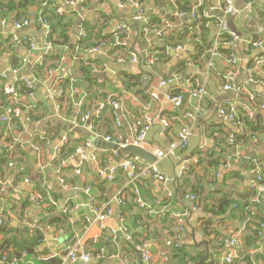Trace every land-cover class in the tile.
Listing matches in <instances>:
<instances>
[{"label": "crops", "instance_id": "0c3cea01", "mask_svg": "<svg viewBox=\"0 0 264 264\" xmlns=\"http://www.w3.org/2000/svg\"><path fill=\"white\" fill-rule=\"evenodd\" d=\"M52 1L56 14L63 18L68 38H61L62 33L58 30L54 34L58 45L49 50L46 48L44 28L39 23H34L35 18L40 17L47 9L46 3L42 7L34 5L27 10L26 18L30 24L25 29H14L15 19L12 13L0 18V73L7 74L6 80L0 79L4 81L1 82L3 88L0 86V95L2 91L6 94V89L10 86L15 89L17 83L24 86L23 81H28L31 84L30 89L24 86L27 92L16 90L17 100L23 111L22 117L6 123L0 122V217L10 215L11 226L20 230L24 239L33 240L36 229L42 232V240L37 242L33 253L27 250L19 253L10 250V253L14 252L10 255L0 251V264H51L54 261L58 263L53 264H60L65 243L74 236L78 237L92 255L94 251L95 255L102 251L109 255L106 260L95 259L96 264H143L139 254H133L128 249L133 233L143 235L139 244L143 241L150 243L152 259L148 264H181L172 258L176 248L186 255L184 264H227L225 259L229 253L239 256V260L235 259L230 264H246L244 257H248L251 264H264V224L260 223L264 221V202L260 199L256 204L254 199L253 202L248 199V195L253 196L254 193L250 189V181L255 174L252 169L256 164L260 165L264 184V130L251 133L245 123V120H253L264 125V111L257 109L261 102L259 96L264 95V61L261 49L245 47L240 41L225 44V41L230 40L229 33L235 34L239 40L264 35V0L263 3L255 0L250 5L234 0V7L242 12L230 20L226 18L224 37L218 33L219 26L215 18L217 14L207 20L211 27L205 33L198 25L201 19H205L200 9L206 3H212L211 0H203L201 4L199 0H138L145 13L144 18L134 16L132 6L123 0H87L74 9L65 0ZM220 6L216 4L215 7ZM245 7H250V13L246 12L247 9L243 11ZM194 8L199 16L197 23L188 17ZM180 13H185V17ZM97 22L99 33L94 35L92 41L99 42L94 46L102 44V38L121 29L119 46L126 50L118 52L123 57L116 59V62L109 61L106 50L103 54L88 57V61L92 62L88 63L94 66L90 70L99 78V83L112 90L109 95L113 93L118 98L116 110L119 125L114 119L110 134H107L109 130L104 125L105 122H100L96 129H93L90 122L106 100L93 102L90 112H87L88 120L84 119L83 124H79L75 119L80 106L75 104V100L78 99V103H81L83 98L77 92H69L64 88V81L73 70H77L76 66L85 50L73 56L68 45H65L76 44L81 34L85 33V23L95 26ZM103 24L105 25L100 31ZM144 26L156 28L158 32L142 36ZM13 36H17L18 40L15 41ZM188 46L191 48L187 54ZM59 53H62L59 61L52 58ZM139 54L145 55V59H140L142 66L138 64ZM152 54H159L160 58H157L156 63V59L153 60V64L149 66L146 60ZM125 56L129 59L124 60ZM133 57L137 59L136 63L130 62ZM230 57L237 59V65L228 64ZM92 58L97 62L91 61ZM17 63L19 66L14 68L13 65ZM110 65H121L122 69H111L110 76L103 75L110 70ZM104 67L107 70L102 73ZM3 68L4 71H1ZM13 69L18 71L15 75L11 73ZM247 70L254 77L252 82L248 80ZM122 72L136 77L142 74L139 76L141 86L135 90H126ZM227 80H232L233 88L242 89L238 97L233 90H224ZM197 87L202 88L205 94L193 98L191 92ZM136 91L141 95L136 94ZM176 96L183 98L181 106L172 103L171 99ZM69 98L73 99L72 102ZM60 101L66 102L61 105ZM9 103L13 104L12 99H9ZM228 104L237 108V123H230L219 114L220 109ZM67 105L72 106L69 116L66 114ZM247 109L254 110L251 119L245 114ZM74 112L75 119L71 120ZM33 116L39 119L35 121ZM145 118L149 120L150 126L141 147L154 155L178 142L177 133L182 128H186L190 134L187 148L176 149L173 155L158 161V168L165 180L153 177L138 179L137 187L141 198L160 213L155 218L134 206L133 213L139 214L140 219L133 228V223L129 225L131 214L121 210L123 206L114 205L113 213L108 219L115 220L119 228V217L124 215L126 226H130H127L129 239L120 234L118 229L115 231L113 226L104 225L103 222V230L99 223L83 225L84 219L90 215L87 205L89 198L84 189H90L96 208L100 210L105 209V205L113 198L125 195L127 180L121 177L120 172H117L112 180L116 181L112 184L106 177H99V172H107L118 166L120 151L108 149L107 145L111 144L119 149L130 145L144 129ZM163 120L167 122V126L163 125ZM53 123L61 126L54 141L59 139L65 127V139L68 131H74L73 137L83 144L67 162V170L70 171L62 174L51 164L57 152L56 147L54 154L50 156L49 147L54 141L47 147L35 143L38 138L41 140L45 137V129ZM51 128L55 129L54 126ZM58 130H54L53 134ZM244 136L246 141L239 142L238 138L243 139ZM107 137L110 141H106ZM60 141L57 146L61 144ZM199 151H217L223 158L216 168L207 167L206 158L202 160V165L196 167L195 172H187L189 167L198 163ZM6 156L12 159L6 161ZM40 173H43V179L49 177V182L45 184L48 194L60 193L59 188L77 191L74 197H66L61 193L59 200L52 202L61 213H65L63 209L68 212L72 234L67 227H44L40 224L47 208V204H40V195L34 190L33 180ZM181 176L188 183L184 179L181 181ZM60 180H63V184ZM96 180L110 183L102 186ZM199 181L202 184L201 193H192V188ZM92 185L101 187L95 188ZM192 194L201 202L198 205L197 201L195 211L192 209L194 203L186 199V196ZM213 194H216L214 198L211 197ZM224 196L229 202L228 206H224ZM49 197L52 198L51 195ZM207 197L210 199H206ZM222 205L224 211L219 213ZM240 206L248 207L243 212L240 211ZM177 211L187 213L178 244L173 241L178 234V225L171 216V213ZM211 211L219 214H212ZM254 223L260 225L255 243L249 239L252 235L249 228L253 230ZM24 227L28 228L26 234ZM2 244L3 240L0 238V248ZM97 248L98 251L95 250ZM4 257L8 262L2 261Z\"/></svg>", "mask_w": 264, "mask_h": 264}, {"label": "trees", "instance_id": "16d2710c", "mask_svg": "<svg viewBox=\"0 0 264 264\" xmlns=\"http://www.w3.org/2000/svg\"><path fill=\"white\" fill-rule=\"evenodd\" d=\"M45 3L47 5V9H45V11L42 13V15L40 17L35 18L34 23H38V19H41L42 21L49 23L51 26L50 42L53 46L58 45L57 42L54 40V34H56L58 32V30H60L62 33L61 38H65V40H66L68 38V36L66 34V31H65L66 26L63 24V18L60 17L58 14H56L55 9H53V1L52 0H0V18H5L4 14L12 13L14 15L15 21L24 20V19H27L26 13H27V10L29 8L33 7L34 5H38V7H42ZM209 5H211V3L208 2L200 9L201 15H202V13L204 14L205 10L207 9V7ZM216 9H217L216 13L220 14L221 13L220 12L221 7H217ZM181 10L185 11L187 9H181ZM260 10L262 11V9H260ZM190 11H188V12H190ZM48 13H50V14L48 15ZM206 22H208V21L205 19H201L198 22V25L200 26V28L202 29V31L204 33L206 32V30H209L207 27L204 26ZM104 25L105 24L100 26V31H101V29H103ZM195 26H196V24H195ZM195 26H193V29H196ZM84 28H85V33H83V37H81L80 39L77 40L76 44L70 45L69 43H67L65 45V46L68 45V49H70L73 56L76 55L77 53H78L77 55H79L80 52H82L84 49H87L89 47H93L96 43L99 42V41H97L95 43V40H94V43H93V41H92L94 35L99 33L98 22L95 23V26H91L89 23H85ZM113 35H111V36L108 35V36L102 38V43L104 45L108 46L106 51L109 55V61L113 60V62L114 61L116 62V59H118L119 57H123L118 52L119 51L126 52V50L119 45L118 46L112 45L113 44ZM142 36H144L143 31H142ZM223 37H224V35H223ZM59 46H61V45H59ZM61 56H62V53H59L58 55L52 56V58L58 59V61H59ZM159 56H160L159 54H156V55L152 54L147 58H153L154 61L156 59V61H155V63H156L157 58H160ZM123 59L128 60L129 57L125 56ZM140 59H145V55L139 54V61H138L139 63L138 64H139V66H142L140 64ZM91 61L97 62L93 58ZM87 62H90V61H87ZM90 63H92V62H90ZM17 66H19L18 63L13 65L14 68ZM76 67H77L76 68L77 70H73L71 72L70 76L67 77V80L64 81L65 82L64 88L66 90H68L69 92L70 91L77 92L83 98L82 104L83 103L84 104L81 105V107L79 108L78 114H77L76 119H75V121L77 120V122L79 124H83V122L85 121L83 118V115L86 114L87 112H90L89 109H90V106L93 102H97V101L102 102V101L109 99L110 101L115 103L118 100V98L115 97L114 95H112L113 93L109 95V93H111L112 90H110L104 84L101 85L99 83V78L91 72V70H90L91 67L89 65H87V63L85 61H78V65ZM122 75H123V78L125 79L124 85H125L126 90L131 89V88L135 90L141 86L142 80L139 76H141L142 74L139 75L138 77H136V76L127 75L125 72H122ZM1 82H4V81L0 80V86H2V88H3V85H1ZM16 90H17V92L18 91L19 92H22V91L27 92L28 91L27 89L24 88L23 85H21V83L16 84L14 91L16 92ZM3 92L4 91H2L1 95H0V105L4 109H10L15 105V104L12 105L11 103H9V99H12L11 94H8L7 92H6V94H4ZM117 92H118V90H117ZM136 94L141 95L137 91H136ZM176 97H178V96H176ZM62 99H63V97L60 98V100H62ZM69 100H70V102H72L73 99L69 98ZM64 102H66V101H60V104L63 105ZM43 107H45V106H43ZM71 110H72V106L67 105V111H66L67 116L70 115ZM116 113H117V110L114 108V106L107 105L102 110L100 117H97V116L93 117L92 120L90 121L93 129H96V126H98L99 123L103 121V122H105L104 125L109 130L107 134H110L112 131L111 126H114V123H115L114 122V119H115L114 115ZM38 119H39V117L33 116V120L36 121ZM245 123H246L247 127L249 129H251L250 130L251 133L259 131L260 129L264 130V125L261 126L260 123H255L253 120H251V121L245 120ZM52 126H54L55 129L51 128ZM58 129L61 130V126L58 124L53 123V124L49 125V127L45 129V131H46L45 137L41 140H39V138H38L37 142L35 141V143H39L40 145H43L42 147H47L52 141H54L57 138V135L60 132ZM54 130H58V132L53 134ZM73 133H74V131H68L67 132L66 142L61 147L58 148L56 155L54 156V158L51 161V164L53 166L57 167L58 171L61 172V174H62V172L70 171V170H67L68 169L67 162L69 161V159L71 157H73L75 155V153L77 152V148H80L83 145L79 140H76L73 137ZM238 139H239V142L241 141V143H242L243 140L246 141L245 140L246 136H244L243 139L241 137ZM211 152H213V153H211ZM211 152H208V151L207 152H203V151L200 152L199 151L197 153L198 163L191 168L189 167L187 172H189V173L195 172L196 167L202 165V160L206 159V158H208L207 167H215L216 168L219 164V161L223 157L221 156L220 152H217V151H211ZM10 158L11 157L6 156V161H10L12 159V158L11 159ZM102 160L103 159H101V161ZM187 172H185V173H187ZM120 174L122 175V176L121 175L120 176L126 180V176L122 172H120ZM36 176H37L36 179L33 180V183L35 185L34 190L38 193V195H40L39 197L42 199V202L40 199V204H43V205H44V203L47 204L46 212L42 215L40 224L44 225V227H47V226L51 227L53 225L54 226L59 225V226L67 227V230L69 231V233L72 234L73 233L72 227H71V225H69V221H68V219H69L68 212H66L64 214L61 213L60 211H58L57 207L55 206V203H54V206L52 203V202H56L57 200H59L61 193L55 192L53 194H51V193L48 194L46 191L47 187L45 184L47 182H49V177H46L45 179H43V173L42 174L40 173ZM63 178H64V176H63ZM180 179L182 181L184 179V176ZM64 180H66V179H64ZM186 180L187 179L185 178L184 182L188 183V180L187 181ZM115 181L116 180L111 181V184ZM97 182L99 183V185H102V186L107 185V184L109 185V183H110V182L105 181V180H98ZM42 184H44V185H42ZM93 187L100 188L101 186H99V187L93 186ZM201 190H202V184L200 182L199 184H197L195 187L192 188L191 192L197 194V193H201ZM49 195H51V197L54 200H52V198H50ZM214 195H216V194H213L211 197L214 198L215 197ZM122 197H123L124 205H123V208L121 210L125 211L126 213L129 212L131 214V216L129 218V222H130L129 225H131V223H133L132 227L134 228L136 221L138 219H140V215L137 213H133L134 212L133 211L134 206H136V205L134 203L135 196L131 192V187H129V186L126 187L125 195ZM254 198H255L254 193H253V196L248 195V199H251L252 202H253ZM48 199H50L52 201H48ZM206 199H210V198L207 197ZM260 199H261V201L263 200V202H264V194H261L259 196V200ZM107 200H108V198L106 199V201ZM150 200L152 202L151 198H150ZM223 200H224V204H225L224 206H226V205L228 206L229 202L225 198V196L223 197L222 201ZM197 201H198V197H197ZM197 201L194 202L193 205H197ZM200 203L201 202L198 201V205H200ZM203 204L205 205V202H203ZM247 207L248 206H240V211L245 212ZM205 208H206V205H205ZM222 211H224L223 205H222V210H220L218 212L221 213ZM211 213L212 214H219V213H215L214 211H211ZM4 216H5L6 220H4V219L1 220L2 223L0 225V238H2V240H3V244L0 248L1 253L2 254L9 253L10 255H12L14 252L10 253L9 252L10 250L15 251L16 253H19L22 250H27L30 253H33L34 248L37 246V242L42 240L41 230H39V229L35 230L33 240L24 239L21 231L17 230L16 228H13L11 226L10 222L12 220V217L10 215H4ZM233 217L235 218L236 215H234ZM257 217L258 216L256 215L255 218H257ZM260 223L264 224V221H261ZM83 225H85V222L83 223ZM129 225L127 224V226H129ZM253 226H254L253 230L251 228H249V230L252 233V235L249 237V239L253 240V242L255 243V242H257V238H258L257 235L259 234L258 232L260 229V225H259V223H254ZM131 230H132V228H131ZM218 234H220V232ZM71 237H72V235H71ZM142 237H143V235L133 233V238L131 237L132 243L131 242L128 243V245L131 248L127 246L129 250H132L133 254H135L133 247L139 244ZM145 238H147V237H145ZM98 249L99 248H97L95 250L98 251ZM95 254H96V251L93 252L94 256H96ZM173 254L174 255L172 258L174 261L181 263V264H184L183 262L186 258L185 257L186 255L183 254L182 251L180 252V250H178L176 248V250H173ZM0 258H1V256H0ZM244 261L246 264H251L248 257H246V258L244 257ZM53 263H58V262L54 261ZM53 263H51V264H53Z\"/></svg>", "mask_w": 264, "mask_h": 264}, {"label": "built area", "instance_id": "2783aa9c", "mask_svg": "<svg viewBox=\"0 0 264 264\" xmlns=\"http://www.w3.org/2000/svg\"><path fill=\"white\" fill-rule=\"evenodd\" d=\"M92 1H97V0H92ZM126 3H129L132 8H133V15L137 16L139 18H144V10L142 8V5L139 3L138 0H123ZM212 3L211 5L208 6L207 10L205 11L204 15H205V19L209 21V19L213 18V16H215L217 13L215 12L216 9V4H220L221 9H220V14H217L215 16L217 23H218V33L219 36L226 34V18L228 16L231 17H235L237 15L240 14V12L234 7V0H211ZM66 4L68 6L71 7H76L79 5H83L87 2V0H65ZM203 2V0H199V3L201 4ZM259 3H263V0H258ZM247 9V10H246ZM247 13H250V7H245V9L243 11H245ZM180 15L182 17H185V13H180ZM188 17L190 19H192L195 23H197L199 16L197 14V10L194 8L192 10V12L190 13V15H188ZM38 23L44 28L45 34H46V48L49 50L51 48H53V45L50 42V38H51V28L50 25L47 22L42 21L41 19H38ZM29 21L27 19L24 20H20V21H14L13 22V27L16 30H21V29H25L29 26ZM205 27L210 28V22H206ZM158 30H156V28H151L149 26H144L143 28V33L145 36L151 34V33H157ZM121 33L122 30L119 29L117 32L114 33L113 35V46H118L120 43V38H121ZM83 37V34H81ZM230 40L228 42L225 41V44H233L236 43V41H240L245 47H249L252 49H257V50H262V59L264 61V35H260L257 38H247V39H243V40H239V38L233 34V33H229L228 34ZM13 39L15 41H17V36H13ZM224 40V39H223ZM107 45H104L103 43L98 45V46H93V47H89L87 49L84 50V56L83 58L79 59L80 61H85L87 63V65H89L92 69H93V65L88 63V57H91L93 55H98V54H103L105 52V50L107 49ZM178 49H181V47H179ZM215 54H217L215 52ZM213 53V55H215ZM211 55V54H210ZM147 59V58H146ZM131 63H136L137 59L136 58H132L130 60ZM146 63L151 66L153 64V59L152 58H148L146 60ZM228 64L235 66L237 65V59H235L234 57H230L228 59ZM107 69L104 67L102 73H104V71H106ZM18 71L17 70H12L11 73L12 74H16ZM247 75H248V80H250V82H252V79H254V77L251 74L250 70H247ZM0 79L2 80H6L7 79V74L5 72L0 73ZM24 82V86L27 89L31 88V84L28 81H23ZM249 82V83H250ZM251 84V83H250ZM224 90L225 91H230L233 90V93H235L236 97L239 96V94L241 93L242 89L241 88H233V84H232V80H227L225 85H224ZM6 92L8 94H11V98L13 101V104H15L12 108L10 109H4L0 107V122L6 123L9 122L11 119H15V118H21L23 111L18 103L17 100V95L16 92L14 91V88L12 86L8 87L6 89ZM205 92L202 88L197 87L196 89H194L191 92V97L193 98H199L202 95H204ZM260 97V104L258 106V110L260 111H264V95L259 96ZM172 103L175 104V106H181L183 103V98L181 96L178 97H174L173 99H171ZM12 104V105H13ZM82 102L79 103V106L81 107ZM107 105H112L114 106L115 109H117L118 107V103L115 102L113 103L112 101H110L109 99H107L105 102H103L100 106H99V111L97 113V117H100L102 110L107 106ZM236 107L233 106L232 104H228L225 105L223 109H220L219 114L226 119L227 121H229L230 123H237L238 118H237V114H236ZM88 114L86 113L83 115V118L88 120ZM246 116L251 119L253 117L254 114V110L253 109H247V111L245 112ZM115 119H116V124L119 125L118 122V114L116 113L114 115ZM164 126H167V122L166 121H162ZM149 120L147 118H145V125H144V129L141 130L139 132V134H137L135 140L131 143L133 145H137V146H142V144L145 142L146 140V134L149 130ZM242 132L244 133L245 130L241 129ZM189 131L186 128H182L178 133H177V139L178 142L176 143H172L169 148L167 150H161V151H157L155 153V156L158 158V160H162L164 158H167L171 155L174 154V151L176 149H181L184 150L185 148H187L188 143H189ZM106 141H110V138L107 137ZM66 142L65 137L62 138V140L60 141V145L57 146L56 150H58L59 147H61L64 143ZM64 164V163H63ZM254 176L253 179L250 181V189L252 192H254L255 194V198H254V202L256 204L259 203V196L261 194H264V184H263V175L261 174V169H260V165L256 164L254 166V168L252 169ZM117 172H122L125 176H126V186L131 187V192L133 193V195L135 196L134 199V203L136 204V206L143 212H145L147 215L152 216V217H157V215L160 213V211H156L155 209H153L150 205H148L145 200H143L141 198V195L139 193L138 187H137V182L139 178H145V177H153L157 180L163 181L165 180V176L162 174V172L160 171V169L158 168V166L156 164H148V163H144L141 160H139L137 157H131L129 159L124 160L123 162H121L117 167H113L111 169H109L107 172L105 171H100L99 172V177H106L105 179H107L108 181H112L115 177V175L117 174ZM182 178V176H181ZM60 183L63 184V180H60ZM75 190V189H74ZM84 193L87 195V197L89 198V200H87V205L88 208L90 210V215L88 217H86L84 219L85 225H89V224H97L99 223L100 229L103 230L102 228V222L105 221L106 219H108L109 217H111L112 213H113V207L114 205H117L118 207L123 206L124 205V201L123 198H113L110 202H108L105 205V209L100 210L98 208H96L95 205V199L94 197L90 194V189L86 188L84 189ZM35 199H37V197H34ZM186 199H188L190 202H196L197 198L194 195H189L186 196ZM158 203V202H157ZM159 205V203H158ZM196 205H194L192 207V209L195 211ZM63 212L66 213V210L63 209ZM187 213L184 212H174L171 213V216L173 217V219L175 220V222L178 225V234L174 237L173 241L177 244L181 239V234L183 233V228L185 225V218H186ZM126 220L124 215H120L119 217V228L118 231L120 232V234H123L125 236L126 239H129L128 237V228L126 227L125 224ZM2 221L0 219V225H1ZM129 241V240H127ZM233 243V242H231ZM150 243L148 241H143L142 243L134 246V250L136 253L139 254L140 256V261H142L143 264H148L152 257H151V250H150ZM109 255H107L104 251H102L101 253H99L98 255L94 256L91 253H89L86 249V247L81 243V241L78 239V237H72L71 239H68L67 244L65 243V247H64V256L61 258L62 261L60 264H75L78 262H81L83 264H91L92 260H106L107 257ZM235 259L239 260V256H236L235 253H229L228 256L226 257V263L230 264L232 263V261H234ZM3 262H8L7 259L4 257L2 259ZM8 264H14L13 262H8ZM126 264V263H125Z\"/></svg>", "mask_w": 264, "mask_h": 264}, {"label": "water", "instance_id": "95a60500", "mask_svg": "<svg viewBox=\"0 0 264 264\" xmlns=\"http://www.w3.org/2000/svg\"><path fill=\"white\" fill-rule=\"evenodd\" d=\"M254 1L255 0H241L242 4H244V5L253 4ZM231 18H232L231 16H228L227 20H230ZM190 48L191 47H189V46L187 47V49H186L187 54L189 53ZM131 51L133 53H135L133 49H131ZM102 60H104V58ZM115 68L116 69H122V66L119 65L117 67L116 66L113 67L112 65H110V70H107L103 75L110 76V74H111L110 71L115 70ZM1 71H4V68L1 69ZM9 75L10 74H8V76ZM78 102H79V100L76 99L75 100V104L77 106L79 104ZM75 116H76V112L72 113L71 120H74L75 119ZM65 131H66V128L64 127L63 130L60 133L59 139L56 140V141H54L53 143H51V145L49 147V153H50V156L51 157L54 154V151H55L54 149L57 147L58 141H60V139L65 136ZM107 146H108V149H114L115 151H117V150L120 151V156L117 158V165H119L121 162H123L126 159H129L131 157H137L139 160H141V161H143L145 163H148V164H156L159 167V163H158L159 160H158V158L154 154L148 152L147 150H145L144 148H142L140 146L130 144V145L125 146L123 149H119V147L114 146V145H111V144H109ZM123 158H126V159L123 160ZM246 178H248V177H246ZM59 191H60V193H62L66 197H74L75 194H76V192H77V191L75 192L73 190H71V191H64L62 188H59ZM103 224L104 225H109L111 227L113 226L112 228L115 231L118 229V226H117V223H116L115 220L111 221V219H107V220L103 221ZM23 231L26 234L27 231H28V228L27 227H24V230ZM79 264H81V262ZM91 264H96L95 260H92L91 261Z\"/></svg>", "mask_w": 264, "mask_h": 264}, {"label": "rangeland", "instance_id": "374dc122", "mask_svg": "<svg viewBox=\"0 0 264 264\" xmlns=\"http://www.w3.org/2000/svg\"><path fill=\"white\" fill-rule=\"evenodd\" d=\"M141 82H142V81H141ZM0 213H1V212H0ZM0 218H1V217H0ZM3 219H4V220H6V218H5V217L2 215V218H1V220H3Z\"/></svg>", "mask_w": 264, "mask_h": 264}]
</instances>
